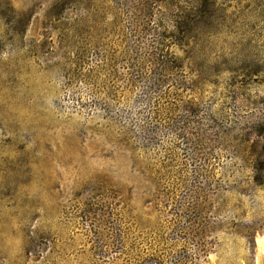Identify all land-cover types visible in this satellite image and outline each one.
Wrapping results in <instances>:
<instances>
[{
  "label": "rangeland",
  "instance_id": "1",
  "mask_svg": "<svg viewBox=\"0 0 264 264\" xmlns=\"http://www.w3.org/2000/svg\"><path fill=\"white\" fill-rule=\"evenodd\" d=\"M163 33L196 111L69 87ZM0 264H264V0H0Z\"/></svg>",
  "mask_w": 264,
  "mask_h": 264
},
{
  "label": "trees",
  "instance_id": "2",
  "mask_svg": "<svg viewBox=\"0 0 264 264\" xmlns=\"http://www.w3.org/2000/svg\"><path fill=\"white\" fill-rule=\"evenodd\" d=\"M161 37L159 43L148 47L141 61L132 59L123 72L93 54L83 56L70 72L69 87L84 89L92 111H131L133 102L136 111H151V115L155 111H196L195 100L188 95L185 66L170 54L166 33ZM136 93L138 97L132 101ZM151 132L140 129L136 134Z\"/></svg>",
  "mask_w": 264,
  "mask_h": 264
}]
</instances>
